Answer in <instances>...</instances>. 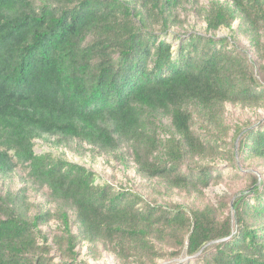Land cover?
Here are the masks:
<instances>
[{
  "label": "trees",
  "instance_id": "16d2710c",
  "mask_svg": "<svg viewBox=\"0 0 264 264\" xmlns=\"http://www.w3.org/2000/svg\"><path fill=\"white\" fill-rule=\"evenodd\" d=\"M219 1L203 17L207 38L169 35L179 0H0V176L22 168L61 206L30 217L20 191L0 195V264H86L78 248L100 243L128 264L183 252L192 259L179 264H264V172L217 207H165L33 150L52 138L126 145L138 174L199 196L239 177L235 158L264 161V123L225 116L226 105L264 104V0ZM221 28L243 35L256 60L215 38ZM52 218L62 230L49 238Z\"/></svg>",
  "mask_w": 264,
  "mask_h": 264
},
{
  "label": "rangeland",
  "instance_id": "374dc122",
  "mask_svg": "<svg viewBox=\"0 0 264 264\" xmlns=\"http://www.w3.org/2000/svg\"><path fill=\"white\" fill-rule=\"evenodd\" d=\"M216 0H179V7L174 11L177 22L168 28V33L171 36H201L210 37L211 34L206 32V23L203 19L209 5ZM219 2H222L219 1ZM181 22H183L181 24ZM180 23V25H179ZM238 27V21L234 22L232 29ZM215 38H227L229 32L227 29L221 28L214 34ZM171 38V37H170ZM228 39V38H227ZM232 47L240 51L248 60H256L251 48L243 35L237 34L233 39H228ZM176 43H174V47ZM260 80V79H259ZM225 116L228 125H241L259 127L264 123V104L258 107H242L240 105L225 106ZM167 120H162V124L158 127V136L163 138L164 132L167 130ZM165 126V127H164ZM35 154H50L56 158H64L70 163L79 164L86 169L92 170L101 180L117 187L132 189L140 194L147 202L156 203L161 206L170 207L178 205L184 208L192 206H202L209 204L217 207L218 202L222 198H234L248 194L250 188V180L248 177L257 176L260 181V174L264 172V161L249 160L245 163H240L235 158V165L240 172L236 174V179L223 178L216 184L210 185L202 191V196L195 195L190 192L179 191L160 180H148L144 176L137 173L136 165L134 164L130 151L126 145L119 146L116 151L98 150L86 142L78 140L64 139H47L34 141ZM237 148V139L234 141V150ZM203 164L211 165L220 169L223 176L231 175V171L227 170L226 162L209 158L203 161ZM25 197L28 202L27 212L30 217L39 212H49L57 215L60 209V204L33 179L28 171L22 168H15L8 176H0V195H17ZM71 221L74 217L70 209H67ZM227 212H224L226 215ZM230 214L233 215L231 209ZM220 213V218L224 216ZM43 232L49 235V238L54 234L61 232L62 227L57 218H52L49 223L42 227ZM79 261L86 264H128L122 259L116 257L111 248L107 245H100L95 249H89L87 244H83L78 248ZM172 250L164 248V253H169ZM52 256H56L55 250L51 251ZM57 259V258H56ZM192 257L182 255L178 258H166L158 260L156 264H179L189 262ZM134 264V263H130Z\"/></svg>",
  "mask_w": 264,
  "mask_h": 264
}]
</instances>
